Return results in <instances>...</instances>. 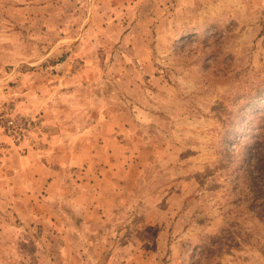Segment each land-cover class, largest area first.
Here are the masks:
<instances>
[{
	"label": "rangeland",
	"instance_id": "obj_1",
	"mask_svg": "<svg viewBox=\"0 0 264 264\" xmlns=\"http://www.w3.org/2000/svg\"><path fill=\"white\" fill-rule=\"evenodd\" d=\"M0 264H264V0H0Z\"/></svg>",
	"mask_w": 264,
	"mask_h": 264
}]
</instances>
